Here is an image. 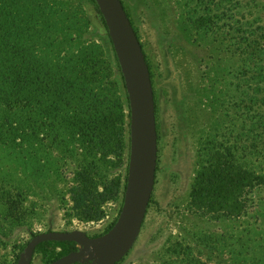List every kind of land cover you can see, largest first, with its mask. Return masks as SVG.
<instances>
[{
	"label": "rangeland",
	"instance_id": "obj_1",
	"mask_svg": "<svg viewBox=\"0 0 264 264\" xmlns=\"http://www.w3.org/2000/svg\"><path fill=\"white\" fill-rule=\"evenodd\" d=\"M121 1L150 71L157 165L116 264H264V0ZM126 114L91 0H0V264L38 233H105L121 207ZM88 166L99 191L120 186L90 221L70 196Z\"/></svg>",
	"mask_w": 264,
	"mask_h": 264
},
{
	"label": "water",
	"instance_id": "obj_2",
	"mask_svg": "<svg viewBox=\"0 0 264 264\" xmlns=\"http://www.w3.org/2000/svg\"><path fill=\"white\" fill-rule=\"evenodd\" d=\"M107 28L128 102V160L123 200L114 224L90 237L81 230L34 235L16 264H30L43 242H74L77 250L48 264H116L131 249L150 204L157 165L155 104L149 67L141 43L121 0H94Z\"/></svg>",
	"mask_w": 264,
	"mask_h": 264
},
{
	"label": "trees",
	"instance_id": "obj_3",
	"mask_svg": "<svg viewBox=\"0 0 264 264\" xmlns=\"http://www.w3.org/2000/svg\"><path fill=\"white\" fill-rule=\"evenodd\" d=\"M91 1L94 4L96 13L99 15V17L101 19V23H102V25H103V27L105 29V32H106V37H107V39L109 41V44H110V46L112 48L111 41L109 39L107 28L105 26L104 20L102 19L101 14H100V12H99L94 0H91ZM112 51H113V48H112ZM113 54H114V51H113ZM114 59H115V64H116L117 70L119 72V76H120L121 82L123 84V79H122V76H121V73H120V69H119L115 54H114ZM123 87H124V84H123ZM126 105H127V114H126L127 122L124 123L123 119H121V121H119V124H120V135L119 136H120L121 144L123 142L122 141L123 133H125V129H123L124 125L126 126V128H128L129 109H128L127 97H126ZM126 134L128 135V131H127ZM95 176H96L95 167L88 166V168H86V172H84L78 178L77 182L79 184L78 185L79 187L75 188L70 193L71 199L74 202V205L78 208V210H80V212H82V213H86V214L88 213L87 217L84 218V219H86L88 221L94 220L95 218H97V216H98V211L97 210H98V207H99V202L100 201L105 202V201L113 198L112 197L113 194H117L118 190L120 188L119 184L111 183L110 184V186H111L110 189H109V186L102 185L101 186L102 187V191H99V185L96 184L95 181H94ZM125 183H126V178H125L124 184H123L122 189H121V203L120 204H122V200H123ZM225 185H226V187L225 186H214V187H212V189H213L212 190V197H214V194H215V192L217 190L220 191V192L225 190L227 188V182H225ZM110 192H113V193H110ZM118 213H119V211L117 212V215H118ZM117 215L114 218V220L111 222V224L107 227L105 232L108 231V229H110L111 226L114 224V222H115V220L117 218ZM56 248H59L60 251L55 254ZM76 250H77V245L74 242H43V243H40L36 247L34 253H36V252L51 253L53 255H56L55 259H57V258H59V257H61L63 255H66V254H68V253H70L72 251H76ZM77 264H80V263H77ZM190 264H209V263L201 261L200 259H194V261L191 262Z\"/></svg>",
	"mask_w": 264,
	"mask_h": 264
}]
</instances>
